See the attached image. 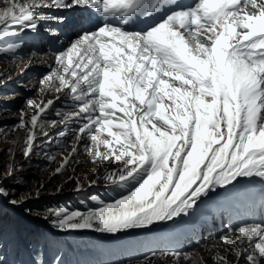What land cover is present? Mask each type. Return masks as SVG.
<instances>
[{"label":"snow or ice","instance_id":"6c2138e0","mask_svg":"<svg viewBox=\"0 0 264 264\" xmlns=\"http://www.w3.org/2000/svg\"><path fill=\"white\" fill-rule=\"evenodd\" d=\"M70 23L74 38L65 31ZM26 35L51 42L52 66L38 81L40 101H25L33 112L20 108L12 126L25 133L21 154L29 159L49 128L75 122L71 151L55 173L83 142L93 163L108 165L84 181L116 192L108 200L90 195L94 206L84 211L48 209L43 218L52 228L112 236L151 229L189 215L217 189L264 184V0H0V54L15 59ZM31 66L27 58L22 71ZM7 82L0 74V87ZM53 90L58 95L45 99ZM60 93L72 110L46 119ZM15 172L9 164L0 178V201L22 207L32 197L17 198L4 183ZM75 184L84 190L80 179ZM218 241L210 249L214 264H264V221L230 226ZM155 257L203 264L182 251H152L128 264H154ZM0 264H8L2 255ZM28 264L63 260L46 258L37 244Z\"/></svg>","mask_w":264,"mask_h":264},{"label":"rangeland","instance_id":"374dc122","mask_svg":"<svg viewBox=\"0 0 264 264\" xmlns=\"http://www.w3.org/2000/svg\"><path fill=\"white\" fill-rule=\"evenodd\" d=\"M74 31L76 29L72 32L74 33ZM70 36L74 38L73 34H70ZM64 42L66 44L67 39ZM50 43V41L43 37L39 39V42L34 41L32 38L15 54V59L12 58V54H0V74H3V79L8 81L3 87H0V178L6 174L7 166L14 164L16 167L15 177L14 179L4 181L5 186L9 187L10 190L14 188L17 198L32 197L31 199H27L22 207H13L6 202L0 201V250L3 253V257L8 261V264H24L17 256V252L22 247L26 250V254H29L28 240L24 238L32 232L31 225L33 221L42 230L48 231L50 235L56 237L68 234L72 238L77 239L87 234L93 238L100 236L110 238L104 240L105 253L113 254L114 251L110 248H116V253L118 254L120 249L126 247L121 253L122 259L135 248H138L137 251L139 252H144V255L150 254L152 251L157 253L162 251H177L175 247L171 249H159L156 244L158 238L161 240H175L177 247H181L185 242L188 243L193 240L198 243L191 246L187 252L193 253L194 261L202 258L203 264H214V261L211 259L213 252L210 249L213 244L220 243L218 237L224 234L228 227H236L243 222L264 221V184L262 185L261 182L256 181L250 185L247 182L242 183V181L246 180H241L237 189H229L231 186L226 189H217L208 196L201 198L190 211L189 215L174 218L172 221L160 222L151 229L131 230L128 233L112 236L95 233L90 230L59 232L52 228L48 220L43 218L49 214L48 209L68 208L84 211L87 207L94 206L89 200L90 195H100L110 190L108 195L101 196L103 199L108 200L114 197L116 192L111 188H106L103 181L91 188L84 181L85 176L88 180H92L98 175H102L108 165L100 162L93 163L84 152L83 142L79 145V150L72 162L69 163L67 169L61 174L55 173V169L59 167L62 157L71 151L73 139L71 129L76 126L75 122H70L67 126L57 124L55 129L49 128L50 136L44 142L43 147L34 149L29 159L25 160L21 154L22 140L25 133L23 130L12 131V126L18 122L17 117L20 108L25 107L27 112H33L32 108L25 106L26 99L31 98L36 102L40 101L36 89L40 87L38 84L40 77L49 71L52 66ZM56 47H60V45H56ZM27 58H31L32 66L22 71L23 63L26 62ZM9 77L11 79H8ZM56 95L58 94L53 90L45 99H54ZM59 95L61 97L60 100L47 114L46 119L59 120L60 117L55 116L57 110L62 112L72 110V102L64 93H60ZM60 131L66 132L67 135L63 138L60 137L58 135ZM5 134L7 135L6 139ZM13 141H19V143L13 145ZM10 148L15 152L14 161L11 159V154L8 151ZM49 156L53 158L49 159ZM69 177H73V179H69ZM77 178L84 183V190L81 192L74 191L76 187L75 179ZM253 187H256L258 190L253 191L252 199L260 195L262 196V201H254L252 206L246 205L243 207L241 205V195ZM58 189L60 190L57 191ZM37 191H39L38 198H36ZM81 197L85 201L77 206L75 202L74 204L68 201L67 204L64 202L67 198H71L74 201ZM248 197L245 196L244 199L250 202V198L248 199ZM46 200L50 204H48V208L42 215L31 216L24 213L23 210L26 206L38 211L37 207H40L42 201ZM60 201H63L60 203L61 207H57L55 204H58ZM215 210L218 211L216 218L213 217V211ZM8 213H13L14 217L6 218L5 215ZM203 220L204 222H202ZM196 223L202 225L200 227L204 231L203 234L199 233L197 235L193 232L192 226ZM214 233L215 237H213ZM30 236L32 237L31 234ZM149 237L151 238L147 239ZM92 240L94 241V239ZM112 242L116 243L112 244ZM100 243L101 241L99 240L97 246H100ZM92 244H95V241ZM65 250L67 251H60V256L68 258V260L75 258V256H78L79 259L87 257L91 260L97 254L95 247L92 245L84 248L78 247L73 253H67L70 250L68 246ZM65 252L66 254H64ZM111 256L113 257L114 255ZM108 259L110 262V257ZM228 259L234 261L235 258L229 255ZM153 260L154 264H169L167 259L155 257ZM66 262L68 263V261ZM123 264H128V262H123ZM181 264H185V262L181 260Z\"/></svg>","mask_w":264,"mask_h":264},{"label":"trees","instance_id":"16d2710c","mask_svg":"<svg viewBox=\"0 0 264 264\" xmlns=\"http://www.w3.org/2000/svg\"><path fill=\"white\" fill-rule=\"evenodd\" d=\"M67 201L71 204H74V202H75V204L77 206L78 204H81L82 202L84 203L85 199L81 197L78 200L72 201L71 198H67L64 202L67 204ZM62 202L60 201V202H58V204H55V205L57 207H61L60 203H62ZM48 204H50L49 201H47V200L42 201V205H40V207H37L38 211L33 210V208L29 207V206H26L25 209L31 210V214H30L31 216L32 215L38 216V215H42L45 212V210L48 208ZM13 215H14L13 213L12 214L8 213L5 215V217L9 218ZM32 223H33L31 225V228H32L31 231L32 232L30 233L32 235V237L30 236V234L25 236L29 240V246L31 247V249L37 244L42 246L45 249V251H46V249L54 248L53 245H54V241H56V240L53 239V237L50 235V233L48 231L46 232L45 230H42V228H40L39 225H37V223L35 221H33ZM20 228H22V227H20ZM167 245L168 244H166L164 242L161 243V247H166ZM137 250L138 249L132 250L129 255L124 257V259H117L111 264H123V262H128L129 259L137 260V259L141 258L142 254ZM81 262H80V264H92L91 262L90 263H87V262L81 263ZM95 263L96 264H106V257L105 256L99 257L97 260H95Z\"/></svg>","mask_w":264,"mask_h":264},{"label":"bare ground","instance_id":"6f19581e","mask_svg":"<svg viewBox=\"0 0 264 264\" xmlns=\"http://www.w3.org/2000/svg\"><path fill=\"white\" fill-rule=\"evenodd\" d=\"M248 199H249V197H248Z\"/></svg>","mask_w":264,"mask_h":264}]
</instances>
